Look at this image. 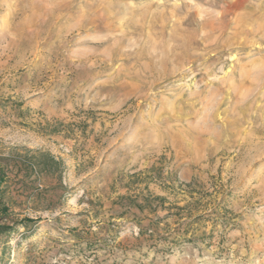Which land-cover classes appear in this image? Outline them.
Here are the masks:
<instances>
[{
    "label": "rangeland",
    "instance_id": "374dc122",
    "mask_svg": "<svg viewBox=\"0 0 264 264\" xmlns=\"http://www.w3.org/2000/svg\"><path fill=\"white\" fill-rule=\"evenodd\" d=\"M0 264H264V0H0Z\"/></svg>",
    "mask_w": 264,
    "mask_h": 264
}]
</instances>
